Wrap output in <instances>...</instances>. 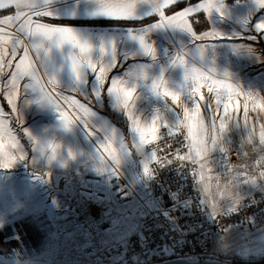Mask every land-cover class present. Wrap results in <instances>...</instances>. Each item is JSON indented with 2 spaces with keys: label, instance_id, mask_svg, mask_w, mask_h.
I'll return each instance as SVG.
<instances>
[{
  "label": "rangeland",
  "instance_id": "1",
  "mask_svg": "<svg viewBox=\"0 0 264 264\" xmlns=\"http://www.w3.org/2000/svg\"><path fill=\"white\" fill-rule=\"evenodd\" d=\"M223 3L227 10L225 17L213 11V17L209 19L207 14L203 13L197 17L199 22L194 27L197 33L214 29L227 38L194 43L187 32L177 30L172 36L165 34L166 39L161 41L159 39L156 48L159 58L158 69L162 70L163 65L169 64L173 67L172 63L167 61L172 60L178 53L191 54L200 43L213 44L215 46L213 51L205 50L204 61L199 59L195 61L197 67L212 72L217 79L227 80L224 76L227 74L244 91L264 98V33L256 28L257 24L264 23V8H261L256 0L229 2L223 0ZM4 31L9 32L6 29ZM160 58H166V62L160 63ZM188 58L191 61V56ZM174 70L176 72L183 69L174 67ZM3 73L4 89L9 78V69L5 68ZM169 85L173 88L174 83L171 82ZM174 90L180 91L181 87ZM204 91L207 94L206 89ZM23 93L25 94L24 91ZM26 97L20 95L19 99L25 100ZM239 99L240 123L235 125L236 122L232 121L228 124L223 139L225 151H220L218 145L215 151L208 154L209 162L198 174L200 184L202 182L204 187L211 189L217 187V195L228 201L254 195L262 189L261 183H264L260 179H257L256 185L243 183L246 175L258 178L259 172L264 170L257 163L260 157H264V146L259 144L264 112L260 115L257 114L260 112L259 109L252 112L253 102L247 101L249 127L244 125L245 100L243 96ZM0 101H3V90L0 91ZM188 101L191 102L190 97ZM3 108L6 112L5 107ZM73 112L70 108L67 109L70 120H74ZM202 115L206 116V112H202ZM28 116L29 122L22 117V129L18 133L25 159L10 166H0V264H105L98 253L106 245L101 237L102 233L107 234L106 238L118 241L123 233L130 232L136 224L122 220L121 216L116 217V213L112 214L114 220L106 231L105 223H100L102 228H99L90 222L81 221L76 205L82 210L83 202L70 201L71 193L69 192L68 196V191L81 184V178L85 173L78 171L60 176L54 169L60 165L76 163L77 166H87L83 172H92L89 174L94 175L120 171L138 186L147 176L146 164L139 161L143 154V151L140 153L142 147L129 157H121L118 164L105 162L101 154L103 149L100 150L102 145L100 133L96 131V127L76 124L66 134L62 121L56 118L59 113L55 108L51 109L50 113L48 104L43 109L27 111L25 117ZM205 123L208 121L205 120ZM2 127L4 131L0 135V140L5 145V151H9L8 146L13 143V139L8 130L17 133L19 125L11 119L9 124V117H5ZM25 130L31 134V138L24 135ZM90 130L94 134H90ZM123 131L126 141L130 140L133 136L130 128H123ZM249 135L252 136L251 142L248 140ZM33 138L60 145L58 157L50 160V152L46 154L35 150ZM104 159L107 157L104 156ZM201 175L204 177L202 181ZM92 231L99 236L100 243L93 240ZM253 235L244 237L241 242L232 243L226 249V256L234 261L264 257V229ZM100 245L101 247H98Z\"/></svg>",
  "mask_w": 264,
  "mask_h": 264
},
{
  "label": "snow or ice",
  "instance_id": "2",
  "mask_svg": "<svg viewBox=\"0 0 264 264\" xmlns=\"http://www.w3.org/2000/svg\"><path fill=\"white\" fill-rule=\"evenodd\" d=\"M83 2L94 8L88 13L89 15L115 21L142 19V9H150L151 14L158 16V21L139 32H130L129 36L138 41L143 55L152 60L157 59L156 48L153 42L148 39V34L153 30L179 29L189 33L194 43L227 38L214 29L197 33L194 27L199 22L196 17L200 12H207L209 19L213 17V11L221 17H225L227 10L223 0L218 3L204 0L198 6H191L179 11L173 9V5L178 3V0H83ZM53 3L54 0H0V12L4 13L0 18V25L11 29L10 32H5L3 28H0V72L5 68L11 71L5 82L6 87L3 89V99H6L7 105L11 107V113H5L4 108L0 106V135L4 131L2 122L5 117H10L19 125L17 133L8 130L13 139V143L8 146L9 151H5V145L0 140V166H10L25 159L18 136L22 129V113L19 102V82L21 80L26 81L24 84L26 95L29 91L38 93L40 97L38 102L51 105L57 110L66 130H71L76 124H83L86 127L91 124L95 116L91 106L85 100L82 103L75 96L65 95L60 91L58 72L63 69L56 67L52 53L54 50H63L65 47L71 50L64 60L65 67L73 81L82 86L87 82L88 75L92 74L101 89L107 86L109 95L115 98L117 106L127 115L131 133L138 141L137 148L152 144L156 140H164L165 136L177 138L186 130L181 144L188 150V155H180V150H175V156L182 162L191 160L194 165L199 164L201 169L209 162L208 154L215 151L218 145L220 151H225L223 139L228 124L232 121L236 122L235 125L240 123L238 113L241 96L245 100L243 105L244 125L249 127L247 101L253 102L252 112H257L258 109L260 110L257 112L258 115L264 112V98L244 91L227 74L224 75L227 80L217 79L212 72H206L197 67L195 61L197 59L204 61L205 50L213 51L215 47L213 44L200 43L195 52L191 54L178 53L171 60L173 67L183 69L186 81L183 92L171 88L169 81L163 75L151 79V92L157 97L170 101L174 108L180 110L179 118L175 124H171L166 117L158 114L146 126H142L137 114L138 95L136 93L140 83L150 79L148 66L141 65L130 69L124 77L113 78L109 81V74L117 63L116 41L101 38L97 46L88 36L73 27L41 22L44 18L59 19L58 14L51 10ZM256 3L264 8V0H256ZM75 14V12L70 13L73 16ZM256 28L264 33V23L257 24ZM9 44L11 45L10 49ZM189 56H191V61ZM184 93L190 97V103L186 102ZM68 108L74 110V120L69 119ZM202 112H206V116L202 115ZM218 119L219 128H217ZM205 120L208 123H205ZM158 121L160 122L159 126H157ZM161 128L166 131L161 132ZM90 134H94V132L90 130ZM24 135L31 138V134L26 130ZM248 140L252 141L251 135ZM33 141L35 150L46 154L50 152V160H55L58 157L60 145L34 138ZM259 144L264 146V124L260 125ZM167 147L171 148L172 144L167 143ZM101 149H103L102 159L105 162L119 163L123 146L118 141L116 131L110 133L106 142L100 146ZM105 155L107 156L106 160L104 159ZM257 163L264 169V157H260ZM203 179L204 177L201 175L200 180ZM257 179L264 181V170L259 172L258 178L246 175L243 183L256 185L258 184ZM212 207L215 210V204Z\"/></svg>",
  "mask_w": 264,
  "mask_h": 264
},
{
  "label": "built area",
  "instance_id": "3",
  "mask_svg": "<svg viewBox=\"0 0 264 264\" xmlns=\"http://www.w3.org/2000/svg\"><path fill=\"white\" fill-rule=\"evenodd\" d=\"M185 135L183 131L177 138L165 136L144 147L139 161L146 164L147 176L141 185L114 171L106 175L84 174L81 184L68 191L70 201L83 202L82 210L76 205L81 221L99 228L100 223H105L106 231L116 213V217L136 224L118 241L102 233L106 245L98 253L103 263L162 264L196 258L229 261L223 247L226 235L247 228L260 217L264 219V197L259 194L237 208L217 205L212 191L210 198L204 195L198 180L199 164L182 162L175 156V150L188 155L181 144ZM167 143L172 147L168 148ZM91 234L100 243L99 236L93 231Z\"/></svg>",
  "mask_w": 264,
  "mask_h": 264
},
{
  "label": "crops",
  "instance_id": "4",
  "mask_svg": "<svg viewBox=\"0 0 264 264\" xmlns=\"http://www.w3.org/2000/svg\"><path fill=\"white\" fill-rule=\"evenodd\" d=\"M224 1L229 2L230 0H224ZM201 2H204V0H199L196 2H193V0H178V3L173 5V7H176L181 4H185V7L181 9V10H185L191 6H198ZM218 2H220V0H212V3H218ZM51 10H53L58 14L59 19L53 20L52 18H44L41 22H50L53 24H60V25L73 27L77 29L79 32L88 36L92 40V42L97 46L99 45L101 38H104L105 40L116 41L117 63L113 66L112 71L109 74V81L113 78L124 77L130 69H135L141 65L148 66L150 79L146 82H141L136 93V95H138V100L136 101V108L141 125L146 126L147 123L150 122L158 114L166 117V119L171 124H175V122L179 118L180 110L174 108L171 102L165 100L162 97H157L156 95H154L150 90V84L152 78L163 75V77L169 81V84L171 82L172 84L174 83L173 89L180 86L181 87L180 91L183 92V89L186 86L183 70L175 72L174 67L172 66L170 67V64L169 66L163 65V69L159 70L158 54L156 60H152L151 58L144 56L138 41L131 39L129 36L130 32H139L144 28L155 24L158 21V16L151 14L150 9H142L141 12V14L143 15L142 19L129 20V21L109 20L104 17H95L89 15L88 13L94 10V8L92 5L83 2V0H54V3L51 5ZM71 12H75L76 14L74 16L70 15ZM203 13L207 14V12H200L198 13L197 17L199 15H202ZM3 14H4L3 12H0V16H2ZM62 22H83V23H98V24L97 25H67V24H63ZM99 23H105V24L116 23L121 25L102 26ZM0 28L6 29L9 32L11 31V29H9L5 25H0ZM177 30L179 29L153 30L148 34V39L151 42H153L155 48H157L159 39L160 41L165 40L166 39L164 37L165 34L167 36H172L173 32ZM8 47L10 49L11 45L9 44ZM70 51L71 50L69 48L65 47V49L63 50H54L52 53V57L56 67L58 69H63V71L58 72V79L60 81V91L63 94L75 96L77 99L81 100L82 103L86 101L91 106V109L95 113V116L93 117L91 124L89 126L96 127L97 129L96 131L100 133L99 137L102 144L106 142L108 136L112 131H116L118 133V141L122 143L123 146V153L121 157H129L134 152L135 153L138 152L139 150L136 147L138 141L136 140V138L132 136L130 140L126 141V138L124 137L123 128L125 129L126 127L130 128L129 121L126 113L117 106L115 98L109 95L107 91V86L101 89L97 84L95 76L92 74L88 75V77L86 78L87 82L82 86L77 85L73 81L70 73L65 67V60H64V57L69 55ZM165 59L166 58H160V63L166 62ZM167 62L171 63V59L170 60L168 59ZM2 72H0V91L3 90L2 77L4 73L2 74ZM10 74L11 71L9 70V76ZM25 82H26L25 80H21L19 82L20 87L22 88L20 90V95H25L27 97L25 100H23L22 98L19 99V100H23L19 102H20L22 117L27 122H29L30 116L25 117L27 111L32 112L35 110L43 109L44 106H46V104L38 102L40 99L38 93H31L30 91L27 95L23 93ZM183 84H185V86H181ZM184 98L186 102L189 103L188 101L189 96L187 95V93H184ZM0 102H1L0 106L5 107L6 110L5 113H7L8 105L6 99H3V101ZM51 107L52 106L50 105V113H51V109H54ZM71 110L72 112L74 111L73 109ZM9 113H11L10 106H9ZM73 116L75 119L74 112H73ZM56 118H60V117L57 116ZM31 119H33V117ZM159 123L160 122L158 121L157 126H159ZM9 124H10V117H9ZM64 131L66 132V134H68V130L65 129ZM143 147L140 153L143 151ZM86 169L87 166L85 167H83V165L77 166L76 163H74L68 165L65 164L60 165L58 166V168L54 169V172H58L60 176L61 174L70 175L71 173H78V171L83 174L92 173V172H83ZM261 187L262 189L255 194L264 196V183H261ZM200 189L207 198H210L209 193L212 191L213 192L212 199L214 200V202H216L217 205L229 204L230 208H237L241 206L245 200L250 199L251 196L253 195L252 194L249 197L242 196L243 198L241 197L238 200L228 201L226 198H221L219 194L217 195L218 193L217 187H213L212 189L209 187L207 188L204 187V185H202L201 182ZM263 229H264V219L260 217L256 220L255 223H252L251 225H249V227L245 229L230 231L223 240V247L225 253L227 247H229L232 243L241 242V240L244 239V237L245 238H248L249 236L253 237L254 233L258 232V230L261 231Z\"/></svg>",
  "mask_w": 264,
  "mask_h": 264
},
{
  "label": "trees",
  "instance_id": "5",
  "mask_svg": "<svg viewBox=\"0 0 264 264\" xmlns=\"http://www.w3.org/2000/svg\"><path fill=\"white\" fill-rule=\"evenodd\" d=\"M199 0H193V2H196ZM185 7V4H181L178 5L176 7H173L174 10H181ZM171 11V10H170ZM63 24H67V25H97L98 23H83V22H62ZM102 26H110V25H121V24H105V23H99ZM233 264H264V257L260 258V259H237V260H233Z\"/></svg>",
  "mask_w": 264,
  "mask_h": 264
},
{
  "label": "water",
  "instance_id": "6",
  "mask_svg": "<svg viewBox=\"0 0 264 264\" xmlns=\"http://www.w3.org/2000/svg\"><path fill=\"white\" fill-rule=\"evenodd\" d=\"M162 264H230L217 259L196 258V259H176Z\"/></svg>",
  "mask_w": 264,
  "mask_h": 264
},
{
  "label": "bare ground",
  "instance_id": "7",
  "mask_svg": "<svg viewBox=\"0 0 264 264\" xmlns=\"http://www.w3.org/2000/svg\"><path fill=\"white\" fill-rule=\"evenodd\" d=\"M185 131V130H184ZM186 133V132H185ZM145 147V146H144ZM144 150V148H143ZM85 174H89V173H85ZM130 222V221H129ZM249 227V226H248ZM210 259H215V258H210ZM176 260V259H175ZM219 260V259H217ZM221 261V260H220ZM223 262V261H222ZM225 263H230V264H233V260H229V261H224Z\"/></svg>",
  "mask_w": 264,
  "mask_h": 264
}]
</instances>
